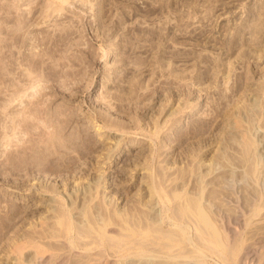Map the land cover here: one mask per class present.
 Returning a JSON list of instances; mask_svg holds the SVG:
<instances>
[{"label":"bare ground","instance_id":"1","mask_svg":"<svg viewBox=\"0 0 264 264\" xmlns=\"http://www.w3.org/2000/svg\"><path fill=\"white\" fill-rule=\"evenodd\" d=\"M1 1L3 2L4 0ZM9 1H10V8L12 7L19 8L18 10H20V6L22 5H17V3L19 4L20 0H8V2ZM34 1L35 0L33 1L31 0L33 4L36 3ZM47 1H45L46 2L45 5L42 4L44 8H42L41 6L42 11L41 13H39L41 15H38V17L41 16L40 20L35 21V19L33 18L34 20L33 30L37 28L36 27L37 25L49 23L50 21L51 22L49 26L52 25L51 24L52 21L54 22V25H59V23L61 22H58L59 20L55 18H57L58 16L62 17L64 15L63 11L67 9L65 8L66 4H68L67 6H70L69 4H73L75 0L74 1L47 0ZM77 1L82 2V3L79 2L82 5L89 4L88 0H77ZM6 4H7L6 2L5 3L0 2L1 11L6 9L5 6ZM34 5L33 7L35 8ZM13 8L11 10H13ZM30 10L28 11L30 12ZM38 17H36V19ZM26 20L27 19L24 20L16 19L15 21L12 20V22L14 23L11 26V31H13V33H11L12 35L9 34V32L7 33L5 32V30H2L3 28H0V35L1 33L5 32L7 35H11L10 39L12 40L11 45L10 43L6 42V44L3 43L4 44L3 47H0V86H2L1 84H3L4 88L7 89V91L9 92L8 94L10 95V97L8 96L9 100H7L9 101V103L6 104L5 106L3 104L5 111L0 110L1 111L0 125L3 126V130L1 128L2 126L0 127L1 130L0 138L2 137L1 139L5 140L3 144H5L4 146L6 149L9 146L7 153L5 152L6 155L5 156L2 155L4 156V158H3V162L1 160L0 167H3L4 168L3 170H5L4 172L6 173H2L1 178L3 174L9 173L14 175L23 172L21 174L23 176L22 178H25V180L22 179L23 181L13 182L15 185L13 183H12L13 185L9 183L7 184V186L10 187L9 190L12 189L10 196L13 195L15 199L18 200L26 199L27 197L32 196V198L27 203L24 204L25 206L23 207L21 214L22 213L27 214L28 211L33 212V222H32L33 232H30L31 234L29 233L25 234L23 237L19 238L18 240L12 239L13 236L11 238V242L7 240L9 241L8 245L9 244L12 245V250L10 251L16 254V255H11L10 253H6V254L4 253L6 256L5 257L6 260L15 256L13 257L15 261L11 260L9 261L8 264H120L123 260H126L127 258H131V257H137L136 259L143 258L141 259L142 261L144 260L143 262H141L143 264H145L144 262L146 260L149 261L150 264L151 263L156 264V262L158 261L161 262L163 261V263L165 262V264H210L209 261H207L206 259L205 252L202 251L203 250L202 247L196 243V241L198 242V240H202L200 242L204 244L205 242L209 243L210 248H212V250L213 249L217 250L218 248L226 250V252L224 251L225 253L221 254V256L223 255L221 258L228 260V264H264V212H263L264 211V167L262 168L263 165L262 166L260 165L263 164L261 163L262 156L260 157L258 154L259 158L256 157V152H257L256 148L258 147L257 145L260 144H256L255 143L256 141L254 142L251 137L249 136L246 137L249 133L252 132L251 130L254 131V129H251L254 125L251 126L249 123L251 117L248 120L249 122L247 120L244 121L243 118L245 119V115L244 117L240 116L242 112L245 114L244 110L241 111V113L240 111H238L242 107L245 108L244 107L245 96H249L250 94H253L257 90L259 92L260 89L259 87H261L259 86L260 84L259 85L257 84L256 86L254 83V78L256 77L255 76L256 74H254L255 77L253 78L247 72V75L245 76L246 81L242 80L243 83L244 82L245 83L244 84L242 83L243 86L241 85V87L239 88V90L242 91V92L240 91L241 94L238 96V98H236L235 103L233 105H230L232 106L231 109H229L230 108L229 106L227 108L228 110L224 109V111H222L223 115H225L224 119L221 118L223 120V126H221L222 124L219 125L218 128L219 130L218 132L216 130L215 133V135L218 136L217 137L218 139H221V137L225 135V133H227L229 129L234 130V132H236V134H238L239 136L242 135L243 139L242 141L240 139L238 150H236L235 153H232L233 155H231L230 153L229 154L230 156L226 157L225 159L226 162L218 166L219 164L217 165L215 161V157L218 154L216 156L215 154H212L214 156H212L209 159H207L206 156H204V154L206 155V153L209 151L210 149L209 146L211 144L220 143V142L219 141L214 142L215 141L214 140L211 141V144H209L207 142H202V139H200L201 142H199L198 145L196 144V147H194L196 153L195 154L192 153L193 157L197 160V163L199 165L197 163H194L193 167L196 168L195 164L200 167L202 166V168L205 166L208 167L205 168L207 170V171L205 170L206 172H204L203 170L202 174L199 175V171H198L197 173L198 175H197L195 172L196 171L195 168H193V170L189 168L185 169L186 164H184V162L183 165L185 167L182 166L179 168V166H181L180 163H182L180 160H179L180 165L174 167V165L177 163V156L175 157V153L171 154L170 151L169 152L167 151L171 148L173 149V147L171 146V144L173 143L172 142L168 143L169 139H166L168 138L167 135L174 136V134L180 132L181 131L180 128H182L183 122L181 123L178 118L179 117L181 118L184 113L189 114L191 112H194L195 110H197L196 107L199 105L198 102L192 103L191 102V100H193L192 98L191 99L187 98V100L182 98V103H181V96H183V94H181V92L179 91L180 89L178 90L179 92L176 91V93L175 91L173 92V89L171 92L165 90L167 91L165 93L168 94L165 95L164 93L163 94L165 96L164 98H159L160 97L159 96L158 97L159 99L156 100V102L153 101V105H151L145 111H141L142 109L141 104L145 102L144 101L145 98L143 99L142 96L140 97L142 99H140L139 98L140 95L137 97L138 94L135 92L136 93L135 96L136 98H138L136 100L135 97H132L136 100V105L134 104L135 107L132 106V108L130 109L128 108L127 111L125 109L122 111L120 105L119 109H121V111L117 109L119 112L124 113L125 111L127 113L126 117L121 115L122 113L120 115H117L116 113L117 115L116 116L114 115L113 112L111 113L110 111L109 113L104 112L103 108L101 107L102 104L101 105L98 104L96 106L92 105V107L90 108L91 111L87 113L85 119L88 120L87 121L88 123H90V127H93L95 129L94 131L96 132L94 136L98 137L96 138L97 140L99 141L102 140L104 134H107L106 136L103 137L104 143L96 144L95 142V145L101 148L100 150H98V148H94L93 146L95 145L92 146V144H90L92 141L90 140L91 142L90 143L88 142V139L90 137L88 136H87L88 138L85 137V134L82 135L81 132L76 133L73 131L70 134L67 133L68 134L67 135L65 133L66 127L69 125V123L72 120H74L75 115H77L74 113H77L78 110L77 111L75 110L76 107L68 108L67 106H65L67 108L65 107L63 108L64 104L63 106L60 105V107L59 106L55 107L54 105L56 104H54L53 106L55 108H53L52 100L57 96H59L60 94L64 95V92L62 93L61 90H58L59 88L55 89L56 88L55 83H57V81L61 82V79L64 78L63 79L64 82L62 81L63 84H61V86L63 89H65L66 87L69 88L67 79L72 78V80L71 79L69 80L75 81L73 82L74 84H76V86L73 84L75 87H70L69 92L66 91L68 88L65 89V92L66 93L68 92L69 94L67 99L70 98V103L72 102V104H74L75 101H78L77 99L85 92V90L87 91V89L91 88L92 83L86 86L83 85V87L78 85V83L80 82L79 74L81 72L78 71L79 68L78 70L77 68L75 69L76 65L74 67L73 61L71 64L66 63L67 65L64 62H62L63 60H66V58L68 59L65 53L68 51L69 48L73 46V42L71 44L70 41L71 39L73 40V38L70 37L73 34H71L72 32L70 29L68 30H70L71 33H68L69 32L68 30H67L68 32L67 31L65 32L66 28L64 29L63 33L60 31L62 34L55 35V37L50 36V33L49 35L47 33L46 36L44 35L42 37L40 36L37 37L36 35L34 36L33 34L34 36L33 39H35L33 40L34 41L33 45H31V47H33V52H32L33 56L32 57L21 56L20 63H22L25 68L19 73L18 82H15L16 80H14L13 78L7 77L6 75H8V72L9 73L13 72L14 70L13 66L17 64L16 60H18V58L16 57L15 53L12 50V46H16V47L19 46L21 48L26 46V41L24 40V38L22 36L20 37L19 34H15L16 32H19L22 29V27H26L25 25L24 26L22 25L23 23L24 24L26 23ZM68 22H70V20ZM28 42L30 43V40ZM70 45L72 46L70 47ZM38 47H40L39 48L40 50L37 49ZM3 49L10 52L9 55H7V51ZM36 49L38 50L37 52ZM85 56L86 54L84 55V58ZM7 58L8 60L5 61L4 59ZM73 60L75 61V59ZM83 61H85V59L82 60L81 62ZM68 65L72 68L71 70H65L66 67L68 68ZM58 67H60V69ZM259 71L261 72V70ZM73 75L78 77V79ZM81 75H83L82 72ZM260 76H261L260 79L264 77L263 74ZM86 79L89 82L90 81L93 82L94 73L92 75L90 74V76H88V78ZM86 79L84 80L86 81ZM201 80L203 79L201 78L200 82ZM27 81L28 84L26 83ZM40 83H42V85L44 86L41 85V87H39ZM61 86H59L60 89ZM4 88L3 91L2 89H0L2 93L5 91ZM187 88H189V86ZM236 88H238V86ZM30 89L31 92L29 93L31 94L29 95L28 93L26 94V92ZM42 89H46V90L48 89L49 91L47 93ZM92 90H94V88H92L90 92H92ZM239 90L237 89V92ZM42 91L43 93H41ZM0 95H4V93L3 94L0 93ZM27 95L33 98L32 99L33 101H31L30 99L29 102L23 106V103L25 102L23 98H25L24 96ZM142 95H144V93ZM147 95L144 96L148 98L150 95L148 96ZM107 96H111V94ZM151 97H153L152 94ZM170 98L172 99L174 98L175 104L176 102H178V105L176 107H174L173 105L172 107H169V109H166V102L169 101ZM249 98L250 97H248V99ZM197 99L195 98V100ZM119 100H121V98ZM135 100L133 101L135 102ZM16 101H19L18 106L22 105L23 107L21 108L19 107L20 109L16 108L15 107L16 106L15 104L17 103ZM227 101L226 102L229 103V100ZM126 102H128V100ZM12 104L15 105L13 107H15L17 110H14V108L10 109L9 106H11ZM112 107L114 108V106ZM7 108H9V110H7ZM256 108H258V106ZM3 112L5 114L4 119L7 120L8 118L7 123L5 122V124H2V122H4V120L2 119ZM81 113L79 115H82ZM262 114H259L257 116L259 117L258 121L261 120L260 118ZM262 118L264 119V117ZM253 119L254 118H252L251 120ZM263 119H262V123L259 122L260 125L258 127L260 128H264ZM201 123L202 122H200V125H202ZM205 124L203 123L204 126ZM192 125H190V127ZM197 125H199V123ZM212 125L210 127H212ZM200 127L202 126L195 125L193 127L192 133L195 137H198L200 135L201 136L200 138H202L201 131L206 133L204 130L206 129L207 131V128L209 126H207L206 128L204 127V129ZM105 130H107V132L113 131L114 133H116V135L122 136V139H117L115 137L110 138L112 137L110 136L111 133L110 134L105 133L106 132ZM181 132H184L183 129ZM190 132L189 135L192 136ZM83 133L86 132H84L83 130ZM180 134H177V136L179 135L178 137H175L176 136L175 135L174 136L175 140L174 139L173 140L175 142L178 141L177 146L180 145V147H182L183 135ZM185 134L184 136H186ZM227 134H230V132H228ZM20 136L27 137L26 138L27 140H24L22 138V141L24 140L23 143H25L26 145L23 143H21L20 145V142H22L21 139H19L21 138ZM187 137H188V132H187ZM16 139H18L19 141ZM195 139H199V138H195ZM235 139H237L238 141V137ZM186 142L188 141L186 140ZM0 144H2L1 141ZM138 144L140 146L138 151L136 150L135 152L134 151L135 149L132 151L131 150L132 147L134 145L137 146ZM188 144L190 145L189 142ZM184 145H186V143H184ZM10 146H13V148ZM17 146L19 148L18 150L16 149L17 150L16 151L14 147ZM187 146L185 147L183 146V147L186 148ZM234 146L232 145L233 148ZM11 148L14 149V151L10 150ZM225 148H227V146H225ZM69 150H71V153L76 152L78 154L76 158H78L79 156L80 158L79 160L81 163L80 162L78 163L80 164L78 163H77L78 165L74 164L75 162L74 163L72 162V160L75 161L73 157H72L73 159L72 160L69 159V161L66 159V158H71L69 157L70 155L67 157V154L70 153L67 152ZM211 151L208 153L211 154ZM90 153L94 154L95 158H97L96 160H94L95 158H93L94 161L92 162H95L94 166L97 164L100 166L98 168V172H100V174L98 173V178L97 177L95 178L97 174L96 175L94 174L95 176L90 178L87 185L85 186L84 184L86 191H88L89 193L88 199L90 204L88 205L90 207L87 211H83L84 209L83 210L81 209L79 211L77 210L78 207L75 206L74 204L76 202L75 197L73 198L74 201L72 200V197L74 195L73 186L76 185L78 182H81L80 180L84 178V175L90 173V172L87 173L86 172L87 170H85L84 167V165H86L88 162L90 163V161L92 160L91 158H89L91 156ZM86 154L87 155L90 154V156L88 155L89 161L87 163L86 160L83 161V157ZM181 154L182 153L179 154L178 151V156ZM190 155L191 154L187 155V157ZM53 156H55L58 159L57 163L54 162L55 164L53 163V161H55L56 158L55 160H51V157ZM203 156L205 158H203ZM181 157L184 158V156ZM85 158L87 159V157H84V159ZM258 159L259 160L261 159L260 163ZM60 160H62V163H60ZM187 162L188 165H190L191 160L190 162L189 161ZM111 167H115V168L107 172V169L108 168L111 169ZM90 168L91 167H89V169ZM221 168L225 169L226 172L227 170L231 171L229 172L230 174L234 172L233 177H235L234 176L236 174L235 172L236 171L238 172V169L241 170L242 168V170L244 169L243 171L245 172L244 175H248L246 177H249L250 180L253 181V184L252 182L250 183L253 186L252 192L249 194L248 197H246L247 198L246 202L247 205L250 207V211L246 210L245 212L243 211V209L241 210L239 207H237L236 212L230 214L231 212L227 213L229 211L227 212L224 211L225 208L222 209L221 207H217V209H213V211L215 210L213 213V211L210 209L211 206L206 205L208 204L207 201L209 199L210 201H212L213 199L218 197H221L220 199L219 198L218 199L221 200L222 202L227 203V205H231L233 202L239 203V197L237 196L238 194L235 193L228 194V192L227 193L225 192V190H229V185L227 184L231 183L228 181V179L232 180L231 178L227 179L226 175L225 177L223 176L221 178V181L219 182H217L218 179L216 180V182L210 180L213 183L215 182L214 186L215 185L218 186L219 184L218 187H220V185H222L221 186L222 189L219 190L215 189V191L212 188H211L212 191L210 190V188L207 189V187L210 184H212V182H209L208 179L210 178L208 176L209 175L212 176L214 171L218 169H219L218 171H221L222 170ZM172 170L175 171L172 172ZM217 172H215L214 174H216ZM221 172L224 173V170ZM193 173L194 175L196 174L195 175L196 181L193 178L194 177ZM220 175H222V173ZM246 177L245 179L244 178L243 179L246 180L247 179ZM1 178H0V183L3 182ZM213 178H215V176H213ZM5 181L8 182V178L7 179L4 178V182ZM233 181L236 180H232V182ZM240 181H242V179H240ZM197 182L200 185V187L198 188H197ZM233 183L231 184L233 185V187L231 188L234 191L235 184ZM0 187L2 186L0 185ZM32 187H33V192L31 193L30 191ZM245 188L246 187H244V189ZM3 191L6 192L7 190L3 188ZM28 191L30 193H28ZM81 191H83V189H81L80 192ZM84 194L85 193H83L82 195ZM46 196H50L49 199H47ZM84 200H87V198H85ZM96 200L98 201V203L94 202ZM92 202L95 203L94 206H92L93 204ZM80 203L78 205H80ZM81 206H85V205L83 204ZM92 207H94L93 210ZM81 218H83L84 221L85 218L87 219V223H86L87 225L85 224L86 227L83 228L82 230L80 228L78 229V227L82 226L83 223H85L86 221L84 222L82 220L83 223L82 225H80L81 220L78 219ZM77 220L79 222H76ZM75 225H77V228ZM253 225H255L257 228L256 231L253 230V232L254 231L255 232L253 234L254 236H252V237H256L255 241L253 240L254 242H256V246L248 243L246 244L245 243L246 241L244 242L243 240L245 235L247 233H250L248 232V230ZM261 225H263L262 228L259 227ZM17 227L19 228V225H17ZM16 232L17 231H15V233ZM16 237L18 236L16 235ZM229 238H232V241L234 239H237L238 240L236 242L237 244L235 243L234 246H232L233 244L232 245L228 244L227 241L229 240ZM204 246H206V244ZM207 247H208L207 249H210L209 246ZM32 248H33V256H32L33 260H31L30 257L28 258V256H27L28 259L24 258L23 260L24 257L23 251L27 249H28L27 251H29V249ZM225 260L223 261L226 262Z\"/></svg>","mask_w":264,"mask_h":264},{"label":"rangeland","instance_id":"2","mask_svg":"<svg viewBox=\"0 0 264 264\" xmlns=\"http://www.w3.org/2000/svg\"><path fill=\"white\" fill-rule=\"evenodd\" d=\"M45 1H47V0H40V1L35 0L34 2H36V3H34L35 4L34 5L31 2V0H22V1L20 0L19 4L17 3V5H22V6H20V10H18L19 8H13V7H12L13 10H11L12 8H10V1L8 2V0H4L2 2L0 0L1 3L6 2L9 5L8 6L6 4L5 5L6 9H4L2 11L0 10V18H1L0 22L3 23V24L0 23V28H3L2 30H5V32H7V33L9 32V34H11V33H13V31H11V26L14 24L12 22V20L15 21L16 19H22V20L27 19L26 23L22 24L23 26L25 25L26 27H22V29H21L22 31L20 30L19 32L15 33V34H19L20 37L22 36L24 38V40L26 41V46H24L22 48L19 46H17V47L12 46V50L15 53L16 57L18 58V60H16L17 64H15L17 66L14 65L13 66L14 67L13 72H11V73L8 72V75H6V76L16 80L15 82H18V80H19L18 75L25 68L24 65L22 63H20V61H21L20 58H21V56L22 57H27V56L32 57L33 56V53H32L33 47H31V45H33V42H34L33 40H35V39H33V37L35 35L37 37H39V36L42 37L44 35L46 36L47 33H48V35L50 33V36L55 37V35L62 34L64 32L65 28H66L65 32L68 29H70L72 33L70 32V30H68L69 32L68 31L67 32L73 34L70 36L71 38H73V40L72 39L70 40L71 44L73 42V46L70 45V47L71 46L72 47L69 48L68 51L65 53V55H67L68 59L66 58V60H63L62 62H64L65 64L66 63L71 64L73 61L74 67L76 65L75 69L77 68V70H78V68H79L78 71L79 72L81 71L83 73V75H81V72L79 74L80 82L78 83V85L83 87V85L86 86V85L92 83L91 84L92 86L90 89H87V91L85 90V92L82 95L80 94L81 96L77 99L78 101H75V103L73 101L74 104H72V102L70 103V98L69 99H67V98L69 95L68 94L69 88L76 86V84H74L75 81L74 80H73L74 82L71 81L72 78H69L71 80L67 79L69 81V82L67 81V83L69 85V88L66 87V88H68L66 90V91H68L67 93L65 92L66 88L63 86L65 88V89H63L61 86V84H63L62 81L64 78L61 79V82L57 81L58 84L55 83V85H56L55 89L59 88L58 90H61L62 93L64 92V95L60 94L61 96L59 95L56 98H54L52 100V106L54 104H56V105H54L55 107H57V106L60 107V105L63 106V104H64L63 108L65 106H67L68 108H70V107L75 108L76 107L75 110L76 111L78 110L77 113H74L77 115H75L76 118L74 117V120L71 121L73 123L70 122L69 125L66 127V130H65L66 134L67 133L70 134L73 131L76 133L81 132L82 135L85 134V137H87V136L90 137L88 139V142L90 143L92 141L90 143V144H92V146L95 145V142H96V144L104 143L103 137L106 136L107 134H104V136L102 137V140H100L102 142L97 140L96 138H98V137L94 136L95 132H96V131H94L95 129L93 127H90V123H88L87 122L88 120L85 119V116L87 115V113L91 111L90 108L92 107V105L96 106L98 104H100V105L102 104L101 107L103 108L104 112L109 113V111H110V113L113 112L114 115H116V113H117V115H120L122 113L121 115L126 117L127 113L125 111L123 113V112H119L117 109H119L120 105H121L120 108H122V111L124 109L127 111L128 108L130 109V108H132V106L135 107L136 100L138 99L135 96L136 93L138 94L137 97L140 95L139 98L142 96H143V99L145 98L144 99L145 102H143V104H141V107H142L141 111H145L151 105H153V101L156 102V100H158L159 98H164L165 96L163 94L165 92H167V91L171 92L173 89V92L175 91V93H176V91H178L180 89L179 91L181 92V94H183V96H181V103H182V98H184L186 100H187V98L188 99L192 98L194 101L191 100V102L192 103L198 102L199 105L196 107L197 110H195L194 112H191L189 114L184 113L183 114L184 116L182 115L181 118L180 117L178 118L181 123L183 122L182 128H180V129H181V131L183 129L184 132H181L179 130L180 132L174 134V136L176 135L175 137H178L179 135L177 136V134H180V133H181L180 135H183L182 147H180V145L177 146L178 141H176V142L174 141L175 137L173 135H167L168 138H166V139H169L168 143H171V142L173 143V144H171L173 149L171 148L167 151L168 152L170 151L171 154L175 153V157L177 156V163L178 164L176 163L174 165V167L181 164V166H179V168L182 166L183 167L186 166L185 169L189 168V169L193 170V168H195L193 166H194V163H197V160L193 157V154L196 153L194 147H196V144L198 145V143L201 142L200 139H202V142H207L209 144H211V141H214V140H215L214 142L219 141L220 143H222V144H220V143H213L212 142L213 144H211L209 146L210 149L208 152H210L211 150H214V151H211V154H209L208 152L206 153V155L204 154V156H206L207 159L214 156L212 154H215V156L218 154L215 157V161H216V164L217 165L219 164L218 166H220V164H223L224 162H226L225 159H226V157L230 156L229 155L230 153H231V155H233L232 153H235V151L238 150L240 139H241V141L243 139L242 135L239 136L232 129H229V131H227V133L230 132V134L225 133V135H223L221 137V139H218L217 138L218 136H216L215 133H216V130L218 132L219 125L222 124L221 126H223V120L222 119L225 118V115H223L222 111H224V109L228 110L227 108L230 105H233L236 101V98H238V96L241 94L242 91L239 90V88L241 87V85L243 86V84L245 83V82L243 83V81H246L245 76L247 75V72H248L253 78L256 76L254 78V83L256 86H257V84L258 85L260 84L259 86H261V87H259L260 88L259 92L257 90L253 94H250L249 96H245V98H244V100H245L244 107L245 108L242 107L243 109L241 108L242 110L239 109L238 111H240V113H241V111L244 110L245 114L242 112L240 115L241 117H244V115H245V119L243 118L244 121L245 120L248 121L249 118L251 117L250 122L249 121L248 122L250 123L251 126L254 125L251 128V129H254V131L251 130L253 133L251 132L247 136L246 135L245 136L251 137L254 142L256 141L255 142L256 144H260V145H257L258 146L256 148L257 152H256V150H255V152H256V157L259 158V156L260 157L262 156L261 157L262 160L261 159L260 160L262 161L261 163H263V164H260V165L261 166L263 165L262 168L264 167V156H263V154H264V138H263L264 137V128L258 127L260 125L259 122L262 123V119H263L262 117H264V80H263L264 77L260 79V77H261L260 75H262V74L264 75V70H263L264 69V0H88L89 4L86 3L87 5H84V4L82 5V4H80L82 2L79 1L80 2L79 3L77 0H75L77 2H75L74 0H70V1H74L75 3L73 2V4H69L70 6H67L68 4H66L67 7L65 6V8H67V9L63 11L64 15L62 17L58 16L57 18H55V19L59 20L58 22H61V23H59V25L61 24L60 26L54 25L53 21L51 23L52 25L49 26V24L51 22L50 21L49 23L37 25L36 26L37 28L35 27L36 29L33 30V22H34L33 18L35 19V21L40 20L41 16L38 17V15H41L39 13H41L42 8H44L43 5L46 4ZM30 3H32V4H30ZM33 5L35 6V8L33 7ZM92 5H94V6H92ZM41 6H42V8H41ZM30 8H31V10H30ZM28 10H30V12ZM33 14H34V16H33ZM18 15H19V17H18ZM20 15H22V16H20ZM16 17H18V18H16ZM36 17H38V18L36 19ZM69 20H70V22H68ZM7 21H9V22H7ZM29 24H30V26H29ZM5 32L1 33V35H0V47H3V45L6 44V42L10 43V45H11L12 40L10 39L11 38L10 36L12 34L7 35ZM33 34H34V36H33ZM6 40H8V41H6ZM29 40H30V43L28 42ZM1 42H2V44H1ZM20 48H21V50H20ZM39 48L40 47H38L37 49L40 50ZM37 49H36V52L38 51ZM3 50H5V49H3ZM5 51H7V50H5ZM9 53L10 52L7 51V55H9ZM85 54H86V56L84 58ZM82 56H83V59H82ZM70 59H71V62H70ZM73 59H75V61ZM84 59H85V61L81 62ZM4 60L7 61L8 58L4 59ZM74 62H76V63H74ZM246 63L248 64V66ZM246 66H247V68H246ZM69 67L70 66L68 65V68L66 67L65 70H71L72 69L71 67L70 68ZM58 68L60 69V67H58ZM245 68L247 69V71ZM259 70H261L262 74ZM89 71H90V73H89ZM251 71H252V73H251ZM92 72L94 73V79H93V82L92 81L89 82L86 78H88V76H90V74L92 75L93 74ZM253 72H255V73H253ZM85 74L86 75L88 74V75L86 76ZM254 74H256V75L254 76ZM75 75H73V76L76 77ZM228 75H229V77H228ZM76 78L78 79V77H76ZM201 78L203 80H201V82H200ZM84 79H86V81ZM224 79H226V80H224ZM76 82H77V80H76ZM26 83L28 84V81ZM103 83H105V84H103ZM217 83H219V84H217ZM139 84L141 85V87ZM1 85L2 86H0V89H2V91H3L4 85L3 84H1ZM41 85H42V83H40L39 87H41ZM71 85H73V86H71ZM42 86H44V85H42ZM59 86H61V89ZM188 86H189V88H187ZM237 86H238V88H236ZM1 87H3V88H1ZM217 87H219V88H217ZM92 88H94V90H92V92H90V90ZM181 89H182V91H181ZM237 89L239 90L238 92H237ZM4 90H5L3 92L4 95H0V110L1 111L4 110V106L9 103V101H7V100H9V97H10L7 89L4 88ZM42 90L47 92V93L49 91L48 89L47 90L42 89ZM165 90H167V91H165ZM231 90H232V92H231ZM6 91H7V93H6ZM43 91L41 93H43ZM29 92H31V89L28 90L26 92V94L27 93H28V95L31 94ZM106 92H108L109 94ZM145 92H147V93H145ZM0 93L3 94L1 92V90H0ZM143 93L145 96L147 94L150 95L149 96L150 98L149 97L146 98L144 95H142ZM224 93H226V94H224ZM110 94H111L112 98L115 95L116 96L112 99L111 96H107ZM151 94L153 95V97H151ZM166 94H168V93H165V95ZM236 94H237V96H236ZM5 95H6V97H5ZM162 95H163V97H162ZM27 96H24L26 99L23 98V100L25 101L23 103V106L25 104H27L30 99H31V101H33L32 100L33 98H31L30 96H28V97ZM3 97H4V99H3ZM132 97H135L136 100ZM248 97H250V98L248 99ZM120 98H121V100H119ZM195 98L196 99L198 98V99L195 100ZM226 98H229V99H226ZM106 99H108V100H106ZM115 99H117V100H115ZM140 99H142V98H140ZM127 100H128V102H126ZM133 100H135V102ZM174 100H175L174 98L173 99L170 98L169 101L166 102V109H169V107H172L173 105H174V107H176L178 105V102H176V104H175ZM227 100H229L230 104L227 103L228 102ZM3 101H5V102H3ZM253 101H254V103H253ZM16 102H15L16 106L13 105L14 103L11 106H9L10 109L14 108V110H17L16 108L20 109L21 107H23L22 105L18 106L19 101H16ZM217 102H220V103H217ZM249 102L251 105L249 104ZM117 103L119 104V106ZM3 104H4V106H3ZM104 104H106V105H104ZM219 104H221V105H219ZM69 105H71V106H69ZM123 105H124V108H123ZM125 105H128L129 107L125 106ZM252 105L254 108L252 107ZM13 106H15L16 108ZM54 106H53V108H55ZM112 106H114V108ZM257 106H258V108H256ZM67 107H65V108H67ZM216 107H217V109H216ZM231 107L232 106H230L229 109H231ZM240 107H241V104H240ZM104 108H106V109H104ZM246 108H248V109H246ZM7 110H9V108H7ZM119 110L121 111V109H119ZM220 111H221V113H220ZM118 112H119V114H118ZM246 112H247V115L249 117L246 115ZM80 113L82 115H79ZM259 114H262L260 121H258L259 117H257ZM214 116H216V117H214ZM2 117H3L2 119L4 120V122H2V124H5V122L7 123L8 118H7V120L4 119L5 118L4 112H3ZM252 118H254V119L251 120ZM196 121H197V123H196ZM213 121H216V122H213ZM200 122H202L201 123L202 125H200ZM207 122H208V124H207ZM198 123H199V125H197ZM203 123L204 124L206 123L205 126L203 125ZM209 123L211 125L213 124L214 126L212 125V127H210L211 125ZM192 124L193 125L195 124L196 126H202L200 128H203V129H204V127L206 128L207 126H209L208 127L209 129L207 128V131H206V129L204 130L206 133L201 131L202 132V134H201V132H200V134L202 135V138H200L201 137L200 135L198 137H195L192 133L193 127L195 125L193 126ZM190 125H192V126L190 127ZM1 126L2 125H0V127ZM1 128L3 130V126ZM89 128H91V129H89ZM83 130L87 134L83 133ZM105 131H106L105 133H109V134L111 133L110 136H112V137H110V138L115 137L117 139H122V136L116 135V133H114L113 131H109V132H107V130H105ZM187 132H188V137H187ZM189 132H190V134H192V136L189 135ZM182 133H184V134L186 133L185 134L186 136H184V134H182ZM233 133H235V134H233ZM213 135H215L216 137ZM250 135H252V136H250ZM229 136H230V138H229ZM24 137L22 136L19 139H21V141H22V138L24 140H27L26 139L27 137L26 136H24ZM138 137H140V136H138ZM237 137H238V141H237V139H235ZM1 138H0V141L2 144H0V148H1L0 149V151H1L0 163H1V160L3 162V158L9 149V146L7 147V149L5 148V146H4L5 144H3V142H5V140H3ZM140 138H142V137H140ZM195 138H199V139H195ZM231 138L233 141L231 140ZM16 140H18V139H16ZM170 140H172V141H170ZM186 140L190 143L191 146L188 144V142H186ZM23 141L20 142V145H21V143H23ZM259 142H261V143H259ZM184 143H186V145H184ZM224 143H225V145H224ZM23 144H25V143H23ZM187 144H188V146H187ZM27 145H28V143H27ZM232 145L233 146L235 145L234 148L232 147ZM13 146H16V145H13ZM13 146H10V147L13 148ZM183 146L184 147L187 146L186 148H188V149L184 148ZM221 146H223V147H221ZM225 146H227V148H225ZM93 147L98 148V150L101 149V148L97 147V145H95ZM175 147L177 150L175 149ZM12 148L10 150L14 151V149L18 150L19 147L17 146V147H14V149H12ZM139 148H140V146L138 144L137 146L134 145L131 150L133 151L135 149L134 151L136 152V150L138 151ZM181 148H183L184 151ZM178 149H180V150H178ZM178 151H179V154L182 153L179 156H178ZM67 152L68 153L70 152L69 154H67V157L69 155H70L69 157H71V158H66L68 161H69V159L72 160L74 158L75 161L72 160L73 163L75 162L74 164L78 165L81 163L79 160L80 159L79 156H78V158H76V156L78 155L76 152L71 153V150H69ZM220 152H223L224 155H223V153H220ZM90 154H91V156H90ZM90 154H88L90 157L87 154L84 156V157H87V159L86 158L84 159V157H83V161L86 160V163L89 161V158L92 159L90 161L92 166L90 165L89 162L86 165H84L85 170H87L86 172L87 173L90 172V173L86 174L88 177L86 175H84V178L86 176L85 179L83 178L84 180L82 179L84 182L82 180H80L81 182H78L76 185L73 186L75 193L73 192L74 195L72 197V200L74 201L73 198L75 197L76 202L74 204H75V206L78 207L77 210H79V211L81 209L82 210L84 209L83 211H87L90 207L88 205V204H90L89 199H88L89 193H88V191H86L84 184L86 186L91 177H94L97 174L95 176V178L96 177L98 178V173L100 174V172H98V168L100 166L98 164H97L98 166L97 165L94 166L95 162H92V161L96 160L97 158H95L94 154H92V153H90ZM189 154H191V155L188 156L189 157L188 158L187 155H189ZM258 154H259V156H258ZM2 155H4V156H2ZM181 156H184V158H182ZM204 156H203V158H205ZM222 156H223V158H222ZM224 156H225V158H224ZM55 158L56 157L53 156V157H51V160H55ZM93 158H95V159L93 160ZM221 158H222V160H221ZM179 160L182 163H180ZM190 160H191V162H190ZM260 160H259V163H260ZM57 161H58V159L56 158V160L53 161V163L54 162L57 163ZM81 161H82V159H81ZM187 161L190 162V165H188ZM78 162H80V163H78ZM183 162H184V164H186L185 166L183 165ZM60 163H62V160H60ZM64 163H67V162H64ZM195 166L198 169L197 170L195 168V170H196L195 172L197 174L199 171V175L202 174L203 170H204V172H206L207 170L205 168L208 167V166H205L202 168V166L200 167V166H197L196 164H195ZM87 167H88V169H87ZM89 167H91L90 168L91 170L89 169ZM114 168L115 167H111V169L108 168L107 172H109L110 170H112ZM3 169H4L3 167H0V171H1L0 172V178H1L2 173H6V172H4L5 170H3ZM218 170L214 171V173L217 172ZM223 170H224V173L221 172ZM239 170L240 169H238V172L237 171L235 172L236 173L234 175L235 177H233L234 172L230 174L229 172H231V171L227 170V172H226L225 169L218 171L217 172L218 174L213 173L212 176H210V175L208 176L210 178V179H208L209 182H212L210 180H213L216 182L217 179H218L217 182H219V181H221V178L223 176L225 177V175H226L227 179L231 178L232 180H236V181H233V182H235V183H233L232 180L228 179V181L231 182L230 184H227V185H229V190H225V189L224 190L226 193L228 192V194H233V193L238 194L237 196L239 197V203L233 202L231 205H227V203L219 200L221 197H218L219 199L218 198L213 199L214 201L213 200L210 201V199H209L207 201L208 204H206V205L211 206L210 209L212 211H213V209H217V207H221L222 209L225 208L224 211H226V212L229 211L227 213L231 212L230 214L235 213L237 210V207H239L241 210L243 209V211H245V212H246V210L250 211V207L247 205V202H246L247 201L246 197H248L249 194L252 192L253 181L250 180L249 177H246L248 175H244L245 174V172L243 171L244 169L242 170V168H241V170L240 171ZM173 171H175V170H172V172ZM241 171H242V173H241ZM21 173H23V172H20L19 174H14V175L7 173V174H3L2 178H1V180L3 182H1L2 184L0 183V185L2 186V187H0V235H1L0 237H2V238H0V257H2V258H0L1 259L0 264H6V263L8 264L9 261H11V260L15 261L13 259V257H15V256H13L12 258H10L8 260H6V258H5L6 253H10L11 255H16L15 253H12L10 251V250H12V245L11 244L8 245L9 241L11 242L12 236H13L12 239L18 240L19 238L23 237L25 234H28V233L31 234L30 232H33V223H32L33 222V212L28 211L27 214H25V213L21 214V211L23 210V207L25 206L24 204L27 203L32 198V196H29L26 199H20V200L15 199L13 195L10 196L12 189L9 190L10 187L7 186V184H9V183L12 184L13 182H16V181L20 182V181L25 180V178H22L23 176ZM221 173H222V175H220ZM193 175H194V173H193ZM195 175H194V177L192 176L194 178V180L196 178ZM213 176H215L216 179L213 178ZM3 177L6 179L8 178V182L7 181L4 182ZM245 177L247 179L248 178L249 179L244 180ZM13 179H14V181H13ZM240 179H242V181H240ZM251 182H252V184H250ZM214 183L213 182H212V184L209 183L210 185L207 187V189L210 188L211 191H212V189L214 191H215V189L216 190L222 189L221 188L222 185H220V187H218L219 184H218V186H216V185L214 186ZM232 183L235 184L234 185V187H235L234 191L237 190L236 192H234L233 189L231 188V187H233V185H231ZM236 183H238V184H236ZM239 185H240V187H239ZM71 186H72V184H71ZM198 187H200V185L197 182V188ZM244 187H246L247 189L246 188L244 189ZM3 188H5L7 191L6 192L3 191ZM75 189H76V191H75ZM81 189H83V191L80 192ZM207 189H206V191H207ZM30 192L31 193L33 192V187L31 188ZM30 192L28 191V193H30ZM25 193H23V194H25ZM83 193H85L84 194L85 196L82 195ZM50 195H53V194H50ZM232 196H234V195H232ZM49 197L50 196H46L47 199H49ZM46 198H44V199H46ZM85 198H87L88 201L84 200ZM209 201H210V203H209ZM85 202H87V203H85ZM94 202L98 203L97 200ZM94 202H92L93 204L91 203L92 206H94V204H95ZM207 202H205V203H207ZM79 203H80V205H78ZM215 203H216V205H215ZM83 204L85 206H81ZM80 206H81V208H80ZM87 206H88V208H87ZM93 208L94 207H92V210H93ZM229 209H231V210H229ZM95 211H97V210H95ZM214 211H213V213H214ZM14 214H15V216H14ZM78 220H81L80 225H82L83 218L78 219ZM78 220L76 222H79ZM85 221H84L85 223H83V225H82L84 227L78 225V226H80V227H78V229L80 228L82 230L83 228L86 227V225H87L86 224L87 223L86 218H85ZM21 222H22V224H21ZM77 224H79V223H77ZM17 225H19V228L17 227ZM26 225L28 226V228ZM75 226L77 228V225H75ZM262 226L263 225H261L259 227L262 228ZM259 227H258V230H259ZM18 229L20 232L18 231ZM256 229L257 228L255 225H253L249 228L248 232H250V233H247L243 239L244 242L246 241L245 242L246 244L248 243V244H252V245L256 246V242H254L256 237H252V236H254L253 234L256 231ZM14 230L17 232L15 233ZM253 230H255V231L253 232ZM16 235L18 237H16ZM6 236H7V239H6ZM3 239H5V240H3ZM7 240H9V241H7ZM234 240L232 241V238H229V240L227 242H228V244H230V245L233 244L232 246H234L235 243L238 241L237 239H234ZM200 241H202V240H198V242H200ZM198 242L196 241V243L202 247V249H203L202 251L205 252L206 259H207V261H209L210 264H221V263L222 264H228V260L221 258L223 256V255L221 256V254L225 253L226 250L221 249V248H218V249L216 248L217 250H214V249L212 250V248H210L209 243H206L204 241L206 244V246H204L205 245L204 243H201V242L198 243ZM54 245H55V243H54ZM207 246H209L210 249H207L208 248ZM7 248H8L9 252L7 251ZM5 250H6V252H5ZM27 250L23 251V255H24V257L22 255L23 260H24V258L26 259L27 256H28V258L30 257V259L33 260L32 259L33 248L29 249V251H27ZM25 251H26V254H25ZM214 251L216 253L217 252H219V253L216 254ZM136 258L137 257L127 258L126 260H123L120 264H129V262H130V264H138V263L143 264V263H141L144 261V260L143 261L141 260L143 258H140V259L139 258L136 259ZM134 259H136V260H134ZM223 260H225L227 263L224 262ZM125 261H126V263H125ZM146 261L144 262L145 264H150L149 261H147V262ZM158 262H156V264H165V262L163 263V261L162 262L158 261Z\"/></svg>","mask_w":264,"mask_h":264}]
</instances>
